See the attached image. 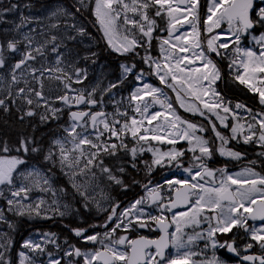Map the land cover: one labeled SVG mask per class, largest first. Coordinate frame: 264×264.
Wrapping results in <instances>:
<instances>
[{"label":"snow or ice","instance_id":"1","mask_svg":"<svg viewBox=\"0 0 264 264\" xmlns=\"http://www.w3.org/2000/svg\"><path fill=\"white\" fill-rule=\"evenodd\" d=\"M83 4V0H79ZM264 3V0H262ZM183 5V7H181ZM156 7L155 16L160 17L163 13H167L168 16V38L160 39V52L163 59V64L158 61H154L153 58L146 56L145 63H151L154 65V72L158 76L160 83L168 88H171L176 92V99L180 103V106L185 111L198 112L201 116H204V111L193 104H186L184 97H191L196 101L203 104V108L207 109L217 116V119L221 121L225 127L228 125L225 123L227 116L221 117L219 109H222L224 113H229L232 109L223 103V98L216 92L214 84L220 79V70L215 62L205 53L201 47V43L198 37L201 33L198 31L199 21V0H95L94 15L96 22L100 25L101 30L104 32L106 38H108L109 45L114 51L121 54L130 53L135 51L137 47L144 46L141 41L135 38H129V35H124L122 41L119 44L113 42V37L116 36L121 30L126 33L130 30L124 28V26L131 25L132 28L137 29L143 38H146L147 47L151 46V40L153 39V32L155 30V20L148 15V9L150 7ZM12 7H15L13 5ZM254 0H209V7L206 19L203 21L205 31L212 32L213 28H218L222 21H227L229 24V30L232 31V35L235 38L234 51L235 58L229 64V68L233 69L234 66L242 68L243 72L236 71L235 79L240 84L245 85L250 91L258 92L260 103L264 105V87H256V81L259 74H264V33H261L259 37H254L257 43L261 45V51L259 53L252 49H242L239 47L241 42V36L249 29H252L254 25L260 24L264 26V6L259 7L256 11L258 20H253L250 17V12L253 10ZM7 10V9H6ZM79 11V9H77ZM128 13H132L139 16V19L129 17ZM123 14V16H122ZM190 17V19H189ZM122 18V24L120 23ZM182 22H185L191 27L192 39H187L188 34L174 35L178 31V25L182 26ZM80 34H86L84 30L78 29ZM174 37V41H173ZM71 38V37H70ZM27 39V37H26ZM52 41L56 40V37L51 38ZM218 35H213L207 41L208 52H215L218 56H223L219 49H229V43L220 42ZM51 41H46V43ZM18 41H9L7 48L13 52L17 51ZM167 46V47H165ZM44 46L35 48L34 50L26 51L22 53V58L13 66L12 83L18 82V77L14 74L16 69H20L29 60H35L36 56L33 55V51L42 55V48ZM56 47H53V51H56ZM199 49V51H195ZM147 50V48H146ZM192 55L189 57L188 53ZM201 61L200 67H191L195 62ZM5 65V60L2 51H0V67ZM125 72L131 71L130 68L123 66ZM77 82H79L80 70L77 69ZM59 78V77H57ZM140 77H138L139 79ZM70 79V78H69ZM259 81L264 85V76L259 77ZM70 85L65 84V87ZM112 85L111 87H115ZM11 88V85L9 86ZM34 95L38 98H43L40 91L30 89ZM25 92V88H19L17 95L22 96ZM183 93V96L181 95ZM163 95L161 89L153 87L149 84H144L142 88H138L131 95V100L135 103V112H137L141 119H137L135 116L127 118L121 124L119 119L113 116L110 121L109 116L113 114L105 113L104 111H75L70 112L71 124L69 127L64 128V132L67 134L63 139H56L53 141V146L58 149V155L51 149L44 156L45 160H51L53 163L58 161L61 170L65 171V174H70L72 177L76 175L85 174L90 171L92 167H101L102 172L108 174V178L115 181L116 184H122V181L116 176L112 175L111 169L103 166V161L100 159L101 153L114 156L118 149H124L130 151L133 159L137 154V147L128 149L127 144L121 138L122 135H131L136 144L139 145V151L142 153L147 150L152 153L153 160L152 166L161 165L164 162H171L177 160L184 153L173 148L171 151L164 152L159 148L149 146L144 148V143L150 141H158L159 143L176 144L178 140H186L190 145L189 150L195 153L199 151V156H194V159L200 161L198 167L203 169L204 175L212 177L213 171L209 169L204 163L205 157L210 158L212 156V149L209 145V141L201 136L196 135L197 131L203 132L205 129L196 124L183 120L179 115L175 113L172 108V104L168 103L166 99L162 100L159 95ZM211 94L216 99L212 102L204 100L203 98ZM11 95V91H9ZM145 97H151L153 104H159L162 108L168 110V115L164 116L163 123H157L154 127L145 126V121L148 125H152L153 121H158L161 117V112L150 113L149 109L151 104L145 102L141 106L140 101H144ZM27 104L32 105L34 102L30 96H25ZM65 104L70 102V98L67 95L59 97ZM75 103L96 105L98 102L92 96V93L87 95L81 92L74 97ZM4 99H0V105H4ZM244 105L236 104V108H243ZM53 118L57 109H52ZM251 113V110H248ZM34 113L29 110L28 116H32ZM117 115L128 117L127 112H118ZM48 117L41 116V120H45ZM233 119H236L233 116ZM251 120L247 124L248 134L244 135L245 126L240 123H236L231 127L232 136L230 139H237L238 136L243 135V142L248 144L250 142H257L264 146V113H257L251 115ZM90 121L91 127L95 132V138H89L87 132V125ZM211 123V121H210ZM102 125V130L100 126ZM116 125H121L119 128ZM184 127H181V126ZM259 126V135H256V126ZM77 128L84 129V131H77ZM212 130L216 137L221 141V147L218 149L221 156H228L230 158L239 159L241 154L231 149H226L223 145H227L229 138L224 137L219 131L216 130V126L212 125ZM108 133L109 138L115 137L120 141L119 144L107 143L102 140L104 134ZM28 140H21V148L25 151L38 152L40 149L37 147L29 148ZM70 145L71 147H68ZM87 146V147H85ZM90 149H94L91 151ZM19 150V149H18ZM3 152H8L9 148L5 145L2 149ZM264 155V153H262ZM100 161L97 164V161ZM24 160L17 156L0 155V185L12 186L14 184L15 173L18 171V166L23 165ZM254 163V162H253ZM135 167V162H133ZM149 166V171L151 167ZM121 172L124 169H120ZM186 172L191 173V169H185ZM224 174V169L219 170ZM20 176L25 180H30L33 186L41 187V180L43 185H49V178L42 177L39 171H29L26 174L20 173ZM201 176V172L197 171L192 175V181H196L197 177ZM241 177H245L241 179ZM169 187L175 185H182L184 190L176 189V198L168 205L167 210L171 211L172 208L177 207L180 204H188L190 207L186 212H180L172 216L171 223L175 225V231L169 232L170 225L166 222V217L155 216L146 214L140 205L145 203V198L135 200L128 208L124 209L120 213L119 223H116L111 231L104 233V238L111 237L115 233L117 228L124 227L125 229L133 226V220L141 227H149V221L154 222L159 228L161 235L158 239L149 240L145 237H140L137 240H128L127 237L121 236L118 240L113 239L111 244L105 243V239L101 238L98 233L93 235H84L86 229H74V234L78 237H83L86 242L100 243L103 246V250L97 249L94 252H81L79 248H74V255L77 257H84V264H117L118 261L124 262V264H189V259L196 255L191 251H185L183 255H179V250L187 249L197 239H206L211 247H227L228 251L236 252V248L232 243L219 244L215 239L216 233L230 232L234 227L244 228L246 232H250L251 240L259 243L261 249H264V225L260 228H249L247 226V220L264 221V176H260L252 169H245L241 173H237L235 176L224 174V178L221 179L218 187H205L204 184L189 183L187 180H169L166 181ZM215 183V180H213ZM236 185L235 191H231V186ZM247 185V188L245 186ZM73 188L76 192L85 200V207H87V201L89 196L86 190L78 185L73 180ZM147 188V185H145ZM43 191H47V188H41ZM31 191V188L21 184L20 187L15 190H11V196L13 198H27V193ZM149 199L153 203H156L159 199V193L156 189H149ZM256 192L261 193L259 204L257 205V199L253 195ZM25 194L21 197V194ZM191 196H196L195 203L190 200ZM225 202L227 204L225 205ZM9 210H12V206L19 205L17 214L24 215V209L27 207V211L35 213V215H41V207L45 203L44 200H39L34 205L25 206L21 204L20 199H8L7 201ZM56 203V201H53ZM67 208V205H65ZM118 205L113 206L111 213L107 216V220L104 227H107V223L113 220L116 216ZM160 209H164L163 203L159 204ZM205 209L215 213L211 217L204 216V219L209 221V227L205 233H196L195 235H188L185 239L184 227L191 225H199L201 216ZM103 210V209H100ZM242 210V211H241ZM58 211V209H56ZM139 212L138 215H134L135 212ZM63 216L64 212H59ZM247 214V215H245ZM132 217V219H128ZM146 217V219H145ZM124 219H128V223H124ZM4 220V216L0 213V221ZM216 223L213 226L211 221ZM11 227V225H9ZM54 235V234H53ZM125 245L128 244L131 247V256H128L126 252L118 251L112 245ZM11 245V240L5 238L3 243H0V248H6ZM173 247L178 250V257L169 259L166 253V249ZM207 246V245H206ZM23 247L29 248L33 251L43 252L44 249L39 244H34L31 241H25ZM150 247L155 248V252H148ZM247 248H251L252 244L246 245ZM67 256H72L73 252L69 251L65 253ZM20 264H33L30 257L26 256L24 252L19 253ZM246 261L259 260L260 264H264V257L244 256ZM0 261L3 264H7L3 261V252H0ZM50 264H60L59 261H50ZM195 264V262H193ZM200 264H221V262L213 256L212 259H205Z\"/></svg>","mask_w":264,"mask_h":264},{"label":"rangeland","instance_id":"2","mask_svg":"<svg viewBox=\"0 0 264 264\" xmlns=\"http://www.w3.org/2000/svg\"><path fill=\"white\" fill-rule=\"evenodd\" d=\"M127 2L130 3L131 0H127ZM173 3L175 4L174 0H173ZM88 4L92 5V8H91L92 9L91 14L93 18L92 27L93 28L97 27L99 35L101 39L103 40L108 51L110 53L112 52L113 54H118V55H123V56L134 54V57L141 58L143 62V67L145 69L142 71H139V70H135V68L131 67L129 64H124L123 66L130 68L131 71L125 72L124 69L122 68V65H120L115 74L114 70L112 69V66L108 67V69L106 68L105 70L104 66L100 64V61H101L100 59L98 60L99 62L96 61V63L87 62V64H85L87 67L80 68L79 69L80 70L79 82H77L76 70L78 69L77 64H79V61L74 62L72 65L66 64L63 61V56L60 53V50L56 48V51H53V46H54L53 42H56V40L52 41L51 38L55 36L57 39H59V41H63V42H65V39H68L66 40L67 45L69 44L74 45L72 39L75 38L73 36H76L77 33H80L78 29L82 28L85 33L89 32L88 28H86V26L82 24L80 26H76L77 30H75V23H74V21L76 20V18L74 17L79 16L80 13H84L86 9L81 7V3L79 2V0H70V4H66L64 1H62L61 3H50V4L45 3L46 7L44 6L43 8L40 7L41 9H45V11H47L45 14H42V13L40 15L37 14V18L35 20L32 18H28L27 20L24 14L21 17L19 16L16 17L18 19V22L15 23V20H13L14 23H12L15 27L14 32L12 30L10 31V32H13L11 35L12 38L4 37V40H0V51H2L4 60H5V65L0 67V99H4L5 102L10 100L14 104H16L17 102L19 103L21 102V104L22 103L25 104L27 108H31L34 110L39 109L43 116L50 118L51 116H53V112L51 111L52 109L58 110L55 113V117H58V115L61 114V110H62L61 107L63 106L62 105L63 101L60 100L59 97L67 95L70 98V102L67 105L72 107V106L77 105L75 103L74 97L79 95V93L83 92V94L85 95H87L88 93H92L93 98L97 100L98 102L97 103L98 108L100 107L99 111L102 110L105 113L113 114L109 116V120L111 121L113 119V116H115V118L119 119L122 124L125 119L130 118L132 116H135L138 120L141 119L140 115L134 110L135 103L131 100V95L138 88H142L144 84H149L153 87L161 89V92L163 93V95L158 94L159 98L162 100L166 99L168 103H171L172 108L175 111V113L179 115L183 120L194 123L198 127L202 126L205 129V131L203 132L197 131L196 135L201 136L204 139L209 141V145L212 149V154L220 155L218 149L222 146L221 141L216 137L215 133L213 132L212 125L214 124L216 126V130H217V126H222V128H224L223 127L224 125L221 124V121L219 119H217V116L211 112H208L207 109H204L202 103L194 100L191 97H187V96L184 97L185 103L198 106L201 109V111H204L205 115L201 116L198 112L185 111V109L180 106V103L176 99V92H174L171 88H168L165 85L160 83L158 76L154 72V65L151 63H145L144 58L150 55L154 61H158L161 64H163L164 61L162 59L161 52H160V40H154L153 38L151 40V46H150L152 47L153 50L148 51L150 47H147L146 38H143L137 29L132 28L131 25H127V26H124V28H127L130 31L126 33L125 31L121 30L116 36L113 37V42L116 44H119L122 41L123 36L127 34L129 35V38H132L134 36L135 38L140 40L142 45L144 46L137 47L135 51L130 52V53L121 54L120 52L114 51L113 48L109 45L108 38L105 37L104 32L100 28V25L96 22V18L94 15L95 0H83L82 5L85 6ZM208 7H209V0L207 3V13H206L207 15H209ZM77 9H79V11H77ZM154 9L155 8L153 6L147 10L148 15L150 17ZM27 10L33 12L35 8L29 7L26 3L24 5L23 11H27ZM128 15L129 17L135 18L137 20L139 19L138 15L134 16V14L132 13H128ZM165 16H166L165 19H166L167 27H168V16L166 12H165ZM199 18L200 19L198 21V27H200V24L203 25L204 34H203L202 39L200 38V36L198 37V39L205 53L212 59V56H214V54L216 53L208 52L207 41L213 35H217L216 33L220 30L221 25L218 28H213L212 32H207L205 31V26L203 23V21L206 18L205 19H202L201 17ZM58 20H61V21L58 23ZM120 23L122 24V18H121ZM155 25H156V21H155ZM177 27H178V31L174 35L188 34L187 39L189 41L192 39L191 27L189 24L182 22V26L178 25ZM97 30L95 29L96 32ZM71 31L72 32L74 31V33H71ZM39 32L41 34H39ZM88 34H84V35L80 34V36L86 38L85 42H87V40L88 41L91 40L89 37H94L93 34H91L90 36ZM218 36H219V40L216 42L217 44L222 42L221 35H218ZM222 37L230 39L231 37H233V35L231 34V31H227L226 35H223ZM166 38H168L167 31H166V35L163 36L162 39H166ZM9 41L19 42L17 45V49H18L17 51L13 52L7 48V44ZM46 41H51L50 42L51 47H50L49 42L46 43ZM153 41H154V44H153ZM173 41H174V37H173ZM254 42L258 44L256 40ZM227 43H229V49L227 50L219 49V51L221 50L226 51L227 58L229 59V61H232L235 58V51H234L235 38L233 37L231 40L227 41ZM41 45L44 46L42 48L43 54L40 55L33 51V55L36 56V59L27 61L24 65L21 66L20 69L15 70L14 74L18 77V82L13 84L12 83L13 66L15 65V63H17L22 58L21 54L26 51L34 50L35 48L40 47ZM54 47H56V45ZM90 48L92 49L93 46H90L89 49ZM242 49H246V48H242ZM195 51L198 52L199 49H195ZM253 51L259 53L261 51V46L258 49H253ZM188 55L189 57H191L192 53L189 52ZM201 63H202L201 61L197 60L195 64L191 65V67L198 68L201 66ZM236 71L243 72V69L236 67V69L234 70V73ZM260 76H264V74H259L257 77L256 87L258 88L264 87V85H262L259 81ZM138 77L140 78L138 79ZM65 84H68L70 86L66 88ZM10 85H11V88H9ZM112 85H116V86L111 87ZM19 88H25V92L22 96L17 95ZM30 89L35 90V91H40L42 93L43 98L41 99V98L36 97L33 92L29 91ZM9 91H11V95H9ZM254 93L257 94L258 99H259V93L258 92H254ZM181 95L183 96V93ZM25 96H30L34 103L32 105L27 104L26 100L24 99ZM203 99L212 102L216 98L212 96L211 94H209V96H206ZM145 102L152 105L149 109L150 113H154V112L162 113L161 117L158 118V121H153L152 125H148L147 121H145V126L154 127L158 122L163 123L164 116L168 115V110L166 108H162L159 104H153L151 97H145L144 101H140L138 103H140L142 106L143 103ZM259 102H260V99H259ZM223 103L228 105L232 109V111H230L229 113H224L222 109L217 110L219 111V114L221 117L227 116L225 123L228 125V127H225L226 128L225 131H222L220 133L224 137L227 138V132H229L232 135L231 130H230L232 125L236 123H240L245 126L244 135L248 134L247 124L250 122L254 123V121L251 120L252 113H250L247 109H244V108L237 109L236 105H231L227 101H223ZM96 105H91V106H95L94 107L95 109ZM64 108L67 109L66 107ZM79 108L70 109V111L72 112L79 111ZM118 112H127L128 117L117 115ZM233 116H235L236 119H233ZM59 120L61 119H58L57 121H54L53 123L56 124L58 123ZM70 124H71V120L69 119L68 125L65 126L64 128L69 127ZM57 126H58V131H56V135H54V137L51 139L48 149L45 151L46 154L48 153L49 149H51L55 154L58 155V149L53 146V141L56 139H63L67 135L64 132V128L63 130H60L59 129L60 125H57ZM120 126L121 125H116L117 128H119ZM181 127H184V126L182 125ZM100 128L102 130V125L100 126ZM77 131H84V129L77 128ZM86 134L89 135V138L91 139L95 138V132L93 129L92 130L90 129L89 122L87 125ZM256 135L257 137L259 135L258 125L256 126ZM121 138L124 140L126 144L128 143L130 145L129 147L130 149L132 147H137V154L135 158H137L138 156H147L148 157L147 162L150 164V160H153V155L151 152L145 150L141 153L139 151L140 146L136 144V141L133 140L130 134L126 136L122 135ZM239 138L242 140V143L244 145L255 144L253 146L262 149V151L258 152V154H255V155H262L261 153H264V146H261V144L257 142H250L248 144H245L243 142V135H240ZM102 140L106 141L109 144L111 143L119 144L120 143V141L117 140L115 137L109 138L108 133L104 134V137H102ZM141 143L143 144L145 149L151 146L154 148H159L164 152L171 151L173 148H175L178 151L183 152L184 154H186V157L190 159V162H188L186 159L181 158L182 156H184L183 154L175 161L162 163L165 165H162V166L160 165L161 166L160 168L165 169V170L174 171L173 172L174 174L181 177L180 180H190L191 182H195V181H192V175L195 174L197 171H200L202 172L201 176L197 177L196 182L200 183L201 181L206 180L205 178H202V177L207 176V175H204L203 169L198 167L200 161H197L194 159V156H199L200 153L198 150L195 153L190 151L189 150L190 145L188 144L186 140H178L177 143L174 145L168 144V143H159L158 141H150L149 143L141 142ZM68 147H71V146L68 145ZM226 149H231V148L228 147ZM90 150L94 151V149H90ZM129 153H130V156L133 158L130 151ZM221 157L225 160H223V162H221V164L219 165H214L215 161H211L210 160L211 157L210 158L205 157L203 159L204 164H207L208 162V164H212L214 166L213 168L211 166L208 167L209 169L213 171L214 175L212 177H209V176L207 177H209L208 180H211L212 182L213 180L217 181V187L219 186L221 179L224 178V174L235 176L237 173H241L245 169H248V168H245L247 166L249 168L252 167L250 169L258 173L260 176H264V158L260 159L258 157L259 162L253 163V162L240 161L242 159L241 156L239 159L230 158L228 156H221ZM42 162L43 163L41 165H39L38 163L28 164L26 162L23 165H19L18 171L15 173L16 178L14 179V184L12 186L0 185V203L4 205V206L0 205V213L3 214L4 220L6 222H8L7 219H9V217H7V215L5 214L6 208L8 209L7 213L11 215L17 214L18 209H19V205H14L12 206V210H9L10 206L7 203L8 199H14V200L20 199L21 204L25 206L34 205L35 203H37L39 200L42 199L45 202L41 207L42 218H50L52 214L53 217L61 218L59 219V221L60 220L62 221V219H64L65 217H67V219L71 218V215L73 214V216H78V218H76L77 221H81L80 211L85 213L83 208L87 210L86 213L94 214V215L99 214V218H105V221L102 223V226L100 225L101 228L100 227L98 228L100 237L104 238V233L107 232L108 229L109 231H111V229L115 226V224L119 223L120 219H123L122 217H120V213L123 212L124 209L128 208L135 200L143 197L142 190H143V184L145 183L144 175L142 176L143 177L141 180L142 182L139 185L138 197L133 198L126 202L123 200L117 202L118 199L113 195L114 201L118 203L119 206L117 208L116 216L113 217L112 221L107 223V227H104L103 225L105 224L107 220V216L111 213V209L106 208L105 206L106 198L109 195V192L107 189H109V187L112 186V184H109L110 181L108 180V174L102 172L99 166H97V169L99 171V174H101L100 177H95V174L94 173L90 174L89 171H87L85 174L76 175L75 177H72L70 174L66 175L65 174L66 170H65L64 174L70 179L71 186H72L73 180L75 181L76 184L81 185L82 188L87 191L89 198L94 203V206L87 205V207H85L84 201H82L83 203L80 201L79 205L84 204L81 207H79L78 205L71 206L69 204H66L65 202H62L63 197L61 196L57 197L56 191H55V198H54V201H56V203H53V202H50L48 199L50 197L49 192H51V188H55V184H56L57 190L61 189L62 191H65L66 189H65L64 184L61 182L60 178L57 177L56 179V175L57 174L60 175V173H54V172L49 171L51 174H48L46 171V167H44V163L46 164L45 166H49L50 164L51 168H54L56 164H58V167H60V165L58 161L56 163H53V161L45 160L44 158ZM228 164L229 165L238 164L239 167H243V168L240 169L236 167L235 169H238V170L231 172V171H228V168H227ZM167 166H170V167H167ZM93 168L94 167H92L91 169ZM152 169L153 167H151V170ZM185 169H191V173L186 172ZM220 169H224V174H221V175L217 174V172L221 173L219 171ZM33 170L39 171L42 177H45V176L48 177L49 185H43V181L41 180V187H35L33 186L30 180H25L20 176V173L26 174L27 172L33 171ZM243 178L245 177H241V179ZM57 182H60L59 185L57 184ZM21 184L31 188V191H29L26 194L27 195L26 199L25 198H13L11 196V190H15L16 188L20 187ZM204 186L210 187L208 186V184H205ZM258 187H264V186H258ZM41 188H47L48 190L43 191L41 190ZM236 188H237L236 185L231 186L232 191H235ZM245 188H247V185L245 186ZM76 194L78 193L76 192ZM24 195L25 194L22 193L21 197H24ZM253 195L256 197V199L260 200V197H261L260 192H256ZM65 196L66 198H69V199L74 198L73 194L66 193V191H65ZM77 196L80 197L79 194ZM111 196L109 195L108 197H111ZM92 199L95 200L96 202L93 201ZM65 205H67V208H65ZM143 205H144V208H143ZM143 205H140L139 207L143 208L146 214L152 215L151 209L148 210L145 207V203ZM102 206H105V208ZM56 209H58V211H56ZM100 209H103V210H100ZM59 212H64L65 214L61 216ZM24 214H30L27 211V207H25L24 209ZM138 214H139L138 211L134 213V215H138ZM128 219H132V217H129ZM128 219H124L125 224L128 223ZM47 220H50V219H47ZM38 222H41V223L37 227L30 228L27 235L23 238L22 242L18 245V249L15 251L14 264H20V256H19L20 252H24L26 256L30 257L31 260L33 261V264H50V261H53V260L59 261L60 264H62V262H64V264H84L83 256L77 257L74 255L71 258V260L74 263H69V259L67 258V255L65 254L66 252L64 253V258L59 257V254L57 253L58 251H56L57 247L53 246L57 241L56 239L58 240L61 239L64 242V248L68 247L69 244H67V242L63 238H61L58 232L54 230L55 228H53L54 225L52 224H55V223L57 224L55 220H51L50 222L48 221L49 226L47 228L45 227L46 225H42L43 222L45 221H38ZM3 225L4 223H1L0 221V227H3ZM191 226H185L184 232L188 230L187 228H191ZM7 227L8 225L3 227L4 231L0 230V243H3L5 238L9 239L8 237L9 231H7L8 230L6 229ZM141 229L142 228L139 227L136 224V222L133 220L132 227L127 228V229H125L123 226L120 228H117L115 233H113L111 237H108L110 240L104 238L105 243L111 244V241L113 239L118 240L121 236L127 237L131 235V233H134V234L138 233ZM70 232L71 230L68 233L75 235L74 232L72 233ZM185 237H186V234H185ZM25 241H31L34 244H39L40 247L44 249V251L43 252L33 251L29 248L23 247V244ZM88 244H95V243L88 242ZM112 246L115 247L118 251H121L119 245H112ZM123 246L126 247V245H123ZM48 247H51L52 249H49ZM96 247L101 248L103 246L100 243L96 242ZM8 249L10 250L9 246H7L6 248H0V252H3V257L6 256ZM67 250H70V248H68ZM185 251H189V248L179 250V255H183ZM85 252L87 251L85 250ZM92 252H94V250H92ZM173 252L178 254V250L175 248ZM191 259L192 257L189 260L191 261ZM25 264H28V262L25 261Z\"/></svg>","mask_w":264,"mask_h":264},{"label":"trees","instance_id":"3","mask_svg":"<svg viewBox=\"0 0 264 264\" xmlns=\"http://www.w3.org/2000/svg\"><path fill=\"white\" fill-rule=\"evenodd\" d=\"M62 1H64L66 4H70V0ZM62 1L34 0L33 2H31V0H0V40H4V37L12 38L11 35L15 29L14 25L12 24L14 23L13 20H15V23H17L18 19L16 17H21L24 14L22 10L25 3H27V5H30L32 3L31 6H33L36 10V12L34 13H31L32 11H29L25 18H32L35 20L37 18V14L40 15L42 13V11H38L40 10V7H46L45 3H61ZM13 5H15V7H12ZM18 5H20L19 8H17ZM17 10L18 13L16 12ZM80 17L81 18L77 19L78 22H80V24L82 25H85L86 28H88L89 31L93 33L94 37L91 38L93 41L87 40V42H85L86 38L80 36V33H77L76 36H73L75 37L72 39L74 45H67L66 40L68 39H65V42H63L59 41V39L56 38V42H53V44L54 46H58L57 48L60 50V53L63 56V61L66 64L72 65L74 62L79 61V64H77L78 69L87 67L85 64L90 61L86 60L88 59L87 56L96 55V59L97 57H99L98 59L102 60L100 64L104 66L105 70L106 68L108 69V67L112 66L115 74L118 70V67L124 64H129L131 67H134L135 70L139 71L145 69L143 67L141 58L134 57V54L123 56L113 54L112 52L110 53L106 48L103 40L101 39L97 27H92L93 19L91 18V14L88 12L80 13ZM60 21L61 20H58V23ZM95 29L97 30L98 34ZM11 30L13 32H10ZM39 34L41 33L39 32ZM49 44L51 47L50 42ZM90 46H94V51L91 48L89 49ZM152 50L153 49L151 48L149 51ZM97 54L99 56H97ZM216 63L218 65V69L220 70V79L218 80V83H216V88L219 90V92L224 94L225 97L223 100L227 101L231 105H236L237 103H239L241 105H244L245 108L251 109L254 112L264 113V105L259 102L257 94L252 93L245 85L240 84L232 75L228 73V71L225 70L224 66H222L218 62ZM64 107L65 106H62V108ZM67 109L70 111L69 108ZM29 110L34 113L32 116L27 115V112ZM41 116L42 114L39 109L34 110L31 108H27L25 104H21V102H17L16 104H14L9 100L5 102L4 105H0V155L17 156L19 158H22L28 164L38 163L39 165H41L43 163V158L46 155L45 151L48 149L51 139L54 137V135H56V131H58L57 125H60V130H63V128L65 127L63 121H58V123H56L57 125L53 123L54 121L61 119V117L64 116V113H61L60 115H58V117L53 118V116H51L50 118H47L45 120H41ZM22 139L28 140L30 142L29 148L37 147L40 150L38 152H25L21 148ZM5 145H7V147L9 148L8 152L2 151ZM127 146L128 149H130V145L128 144ZM240 148L245 155L252 156V158L264 156L255 155L258 154V152L262 151L261 148H257L252 145H244L240 146ZM100 159H102L104 167L115 168L117 170L116 177L122 181V184H116L115 181L108 178V180L110 181L109 184H112V186L109 188L113 189L114 196L118 199L117 202L121 200L126 202L138 197L139 185L142 182L141 180L144 173V171L142 170L143 168H145L148 157L138 156L137 158L133 159L130 156L129 151L118 149L116 155L111 156L102 153ZM133 162H135V168L130 169L129 166L133 165ZM98 163H100V161H98ZM45 165L46 164L44 163V167L47 168V166ZM121 168L124 169L123 172L120 171ZM57 177L60 178L65 188L68 185L70 186V183L64 180L62 175L57 174L56 179ZM59 183L60 182H57L58 185ZM0 205H2V203H0ZM83 209L85 211L84 214L87 220L89 219V216H87V214L89 213H86L87 210L85 208ZM5 214L7 215V217H9V219H7L8 222L3 220V222H5L3 226L8 225L6 229H8L7 231H9L8 235L9 239L11 240V245L9 246L10 250L8 249L6 256L3 258V261H6L7 264H14L15 251L18 249V245L27 235L30 228L37 227L41 223L38 221H43L45 219H42V214L40 216H37L35 215V213L24 215H11L9 213ZM89 215H92V217L97 219L96 223L98 224V228H101L102 223L105 221V218H99V216L93 214ZM76 218H78V216H73L72 214L71 218H68L63 222H57V224H52L54 225V230H56L61 238H63L69 245H71L72 243L75 245L79 244L77 241L72 239L70 237V234L68 233L70 228L76 226ZM85 224H87V222H85ZM9 225H11V227ZM42 225H46L45 227L47 228L49 226V223L46 221L43 222ZM0 264H3V262H0Z\"/></svg>","mask_w":264,"mask_h":264},{"label":"flooded vegetation","instance_id":"4","mask_svg":"<svg viewBox=\"0 0 264 264\" xmlns=\"http://www.w3.org/2000/svg\"><path fill=\"white\" fill-rule=\"evenodd\" d=\"M34 0H31V2H33ZM174 2L176 3V0H174ZM87 3V2H86ZM207 3L208 0H199V17H201L202 19H205L207 17ZM26 4V3H25ZM24 4V5H25ZM32 3L30 5H28L29 7H33L31 6ZM264 6V3H262V0H254V7L253 10L250 12V17L253 20H258L259 18L256 16V11L259 9V7ZM20 5H18L17 8H19ZM81 7L85 8L86 10L84 11V13H90L91 14V8L92 5H82ZM181 7H183L181 5ZM154 11H152V15L151 17L154 18V20L156 21V25H155V30L153 32V38L154 40H160L162 39L163 36L166 35V31H167V22L165 19V13L162 14V16L157 17L155 16V11H156V7L154 6ZM42 11L43 14H45L47 11H45V9H41L40 8V12ZM18 13V10L16 11ZM25 16H27V14L29 13V10L27 11H23ZM36 12V10H34L32 13ZM76 18V20L74 21L75 23V30H77L76 26H80V22H78L77 19L81 18L80 15L74 17ZM91 18H92V14H91ZM93 19V18H92ZM28 20V19H27ZM199 32L201 33L200 38H203V34H204V27L202 24H200V27H198ZM229 29V24L227 23V21H222L221 22V28L220 30L216 33L217 35H221V41L222 42H227L229 40H231L233 37H231L230 39L227 38H223V35H226L227 31ZM89 31V29H88ZM77 32V31H76ZM168 32V31H167ZM71 33H74V31ZM89 33V34H88ZM86 33L89 36L93 33H91L90 31ZM261 33H264V26L260 25V24H256L254 25V27L252 29H249L246 33H243L241 36V42L239 44V47L241 48H246V49H258L260 48L261 45L256 44L254 41L256 39H254V37H259L261 35ZM232 34V31H231ZM90 39L92 37H89ZM92 40V39H91ZM93 41V40H92ZM91 41V42H92ZM154 44V41H153ZM94 47V46H93ZM152 47H150L151 49ZM94 48H92L93 50ZM149 49V50H150ZM148 50V51H149ZM94 51V50H93ZM157 51V50H156ZM223 56H218L216 54H214V56H212V60L215 62V64L217 65L216 62L220 63L222 66H224L225 70L228 71V73L230 75H232L235 78V73L234 70L236 69V66H234L233 69L229 68V64L231 63V61H229V59L227 58V53L226 51H220ZM96 56V55H95ZM94 55H90L87 56V60L91 63H96V61H98L99 57H97V59L95 58ZM97 56H99L97 54ZM17 59V58H16ZM216 60V61H215ZM99 62V61H98ZM102 62V60L100 61V63ZM218 66V65H217ZM238 81V80H237ZM239 82V81H238ZM216 83H218V80L216 81ZM216 83L214 84V88L216 90L217 93H219L220 97H222L224 99V94L219 92V90L216 88ZM249 89V88H248ZM252 93H254L253 91H251ZM80 94V93H79ZM256 94V93H255ZM224 101V100H223ZM95 106H90L87 104H83L80 108L79 111H92V112H96L100 110V107L98 108V104L96 105V108L94 109ZM244 109L247 110H251L248 108L243 107ZM61 113H64V116L61 117V120L59 121H63L64 125L67 126L69 123V113L70 111L68 109L62 108L61 107ZM252 114H257L260 112H254L251 110ZM263 113V112H262ZM224 128H222V126H217V131L222 132L225 131V126H223ZM232 135L227 132V138H229V142L227 145H223V147H230L233 151L239 152L241 154L242 159L240 161H245V162H259L258 157L256 158H252V156H248L245 155L243 153V151L241 150L240 146H244V144L242 143V140L239 138L237 139H230ZM248 145H255V144H248ZM102 154V153H101ZM182 159H186L188 162H190V159H188L186 157V154H184V156L181 157ZM248 158V159H246ZM260 159H263L264 156H259ZM211 161H215L214 165H219L221 164V162H223V159L219 154H212ZM99 161V160H98ZM98 161L96 162L97 164ZM225 162V161H224ZM165 165V164H161ZM185 165V164H184ZM207 167H214L212 164H205ZM149 166H152V160H150V164L147 162L145 165V168H143L142 171H144L143 175L145 178V183L143 184V190H142V196L145 198V207L149 210L151 209V213L152 215L155 216H164L166 217V222L170 225L169 227V232H173L175 231V225L171 223L172 221V216L174 214H178L180 212H186L188 211V208L190 207V205L188 204H180L175 208H172L171 211H168V205L171 204V202L176 198V189H180L181 191L184 190L182 185H175L174 187H169V185L166 183V181L169 180H176V179H181L180 176L174 174V171H170V170H165L160 168V165L157 166H152L153 169L151 171H148ZM130 169H134L135 167H133L132 165L129 166ZM170 167V166H167ZM236 167L242 169L243 167H239L238 164H233V165H229L227 166L228 171H237L238 169H235ZM245 168H249L248 166ZM252 168V167H250ZM50 169V170H49ZM111 169L112 175L116 176L117 174V170L115 168H109ZM115 169V171H114ZM46 171L48 174H51L50 172H54V173H60V175H64V171L65 170H61L60 167H58V164H56V166L54 168H51V166H47ZM50 171V172H49ZM68 171V170H66ZM89 173H94L95 177H100L101 174H99V171L97 169V166L94 167L93 169H91L89 171ZM202 173V172H201ZM217 174H222L217 172ZM202 178H205V181H201L199 184H208V186L210 187H217V181H215V183H213L211 180H208L209 177L204 176ZM216 178V177H215ZM214 179V177H213ZM189 183H193L190 180H187ZM195 183H197L195 181ZM145 185H147V188L145 187ZM66 193L69 194H73L74 198H66L65 196V191H62L61 189L57 190V186L55 184V188H52V194H50V202L54 201L55 198V191H56V196L57 197H63L62 202H65L66 204H69L71 206L73 205H78L79 207H81L82 205L80 204V201H84L85 200L80 196H77L78 194H76V191L74 190V188L72 186H66L65 188ZM110 189V190H109ZM107 189L109 192V195L112 196L106 198V202H105V206L106 208L112 209L113 206H116L119 204L116 203L114 201L113 195V189L109 188ZM149 189H156V191L159 193V199L157 200L156 203H153L151 199H149ZM231 190V189H230ZM232 191V190H231ZM197 199L196 196H191L190 200L192 203H195V200ZM93 200V199H92ZM95 201V200H93ZM96 202V201H95ZM257 202H259V199H257ZM83 203V202H82ZM163 203L165 205L164 209H160L159 208V204ZM227 204V202H225V205ZM87 205H92L94 206V203L91 201V199L89 198V200L87 201ZM105 206H102L105 208ZM144 208V205H143ZM242 211V210H241ZM81 215V221H77L76 222V226L72 227L70 230L72 232H74V229H86V232L84 233V235H93V234H100L99 230H98V224L96 223L97 219H95L94 217H92V215L87 214V216H89V219L86 220L85 218V214L84 212L80 213ZM215 213L205 209L203 215L201 216V223L199 225H192L191 228H187L188 230L185 231L184 233L186 234V237L188 235H195L196 233H205L206 230L209 227V221L204 219V216H208L211 217L212 215H214ZM94 215V214H93ZM247 215V214H245ZM56 216V215H55ZM96 216H99V214H96ZM51 214L50 218H46V220L43 221H51V220H55V222H63L67 219V217H65L64 219H62V221L59 219L61 218H57V217H53ZM50 219V220H47ZM85 222H87V224H85ZM1 223H5L3 221H1ZM149 227H144L142 228L138 233H131V235L127 236L128 240H137L140 237H145L146 239L149 240H153V239H158L161 235V232L159 230V228L157 227V225L154 222L149 221ZM215 221L212 220L211 224L214 226L215 225ZM261 225H264V222L261 223L259 219L257 220H252V219H248L247 220V226L249 228L255 227V228H260ZM4 227V226H3ZM0 227V230L4 231V228ZM69 230V231H70ZM109 231V229L107 230ZM50 233V232H48ZM53 236V235H52ZM9 237V235H8ZM70 237L72 239H74L75 241H77L79 244L75 245V244H71L68 247L64 248V242L60 239H55L57 240L56 243L53 246L57 247L58 251L57 253L59 254V257L64 258V253L65 252H69L72 251L73 255L72 256H67V258L69 259V263H74L71 258L74 256V248H79L81 250V252H85V250L88 251H92V250H103V247L99 248L96 247V243L95 244H88V242H86L83 237H78L76 235L70 234ZM185 237V239H186ZM109 239V238H106ZM215 239L218 241L219 244H225V243H232L234 245V247L236 248V252H230L228 251L227 247H216L215 249H213L211 247V245L209 244V242L206 239H197L193 242V244L191 246H189V251L196 253V255L192 256L191 261L189 260V264H193V262H195V264H200L201 261L205 260V259H212L213 256H215L220 262L221 264H260V261L257 259L255 261H246L243 259L244 256H253V257H264V249H261L259 243H257L256 241L251 240V236H250V232H246L244 228L241 227H234L230 232L227 233H216ZM110 240V239H109ZM53 241V240H52ZM51 241V242H52ZM248 244H252L251 248H247L246 245ZM118 245V244H117ZM126 247H124L123 245H119L120 246V250L122 252H126L129 256V253L131 251V247L128 244H125ZM207 245V246H206ZM49 249H52L51 247H48ZM68 248H70V250H67ZM148 252L154 253L155 252V248H149L147 249ZM174 248L173 247H169L168 249H166V253L169 259L172 258H177L178 254L174 253ZM4 258V257H3ZM2 262V261H0ZM192 262V263H191ZM62 264H64V262H62ZM117 264H124V262H120L118 261Z\"/></svg>","mask_w":264,"mask_h":264},{"label":"water","instance_id":"5","mask_svg":"<svg viewBox=\"0 0 264 264\" xmlns=\"http://www.w3.org/2000/svg\"><path fill=\"white\" fill-rule=\"evenodd\" d=\"M183 6V5H182ZM17 70V69H16ZM64 105H67V104H65L64 102H62ZM81 105H83V103L82 104H79V105H75V106H70L71 108H74V109H76V108H79ZM89 127H90V129L92 130V127H91V123H90V121H89ZM259 204V202H257V205ZM260 222L261 223H263L264 221H261L260 220ZM150 248H154V247H150ZM129 256H131V251H130V253H129Z\"/></svg>","mask_w":264,"mask_h":264},{"label":"bare ground","instance_id":"6","mask_svg":"<svg viewBox=\"0 0 264 264\" xmlns=\"http://www.w3.org/2000/svg\"><path fill=\"white\" fill-rule=\"evenodd\" d=\"M25 2V1H24Z\"/></svg>","mask_w":264,"mask_h":264}]
</instances>
